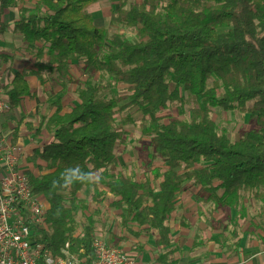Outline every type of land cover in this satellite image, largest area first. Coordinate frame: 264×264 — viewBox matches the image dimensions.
<instances>
[{
	"label": "trees",
	"instance_id": "16d2710c",
	"mask_svg": "<svg viewBox=\"0 0 264 264\" xmlns=\"http://www.w3.org/2000/svg\"><path fill=\"white\" fill-rule=\"evenodd\" d=\"M160 1L144 0L128 9L124 0L114 10L120 22L135 29L133 41L121 33L109 36L95 23L91 8L98 0L21 6L13 25L3 16L14 0H0V37L12 27L36 57L35 69L14 73L5 86L11 108L32 94L29 75L45 80L47 71L56 72L65 83L74 60L84 62L90 75L99 73L98 82L89 78L79 87L81 101L70 111L57 102L44 117L52 140L36 152L42 173H25L49 203L48 228L39 230L37 239L56 255L67 243L82 256L93 253L95 221L90 218L84 234L74 235L72 207L87 208L79 193L90 186L96 201L106 188L112 206L125 210L123 224L155 232L159 246L172 243L168 221L186 182L208 191L216 206H236L241 193L264 200V0H166L162 12ZM8 61L10 56L0 53V68ZM118 86L126 93H115ZM181 90L194 95L198 107L188 117L163 122L159 114L173 102L183 114ZM217 108L248 114L257 127L232 139L212 119ZM125 109L132 113L123 115ZM124 125L149 137L154 157L164 162L153 178L137 180L114 170ZM96 172L99 181L89 174Z\"/></svg>",
	"mask_w": 264,
	"mask_h": 264
},
{
	"label": "rangeland",
	"instance_id": "374dc122",
	"mask_svg": "<svg viewBox=\"0 0 264 264\" xmlns=\"http://www.w3.org/2000/svg\"><path fill=\"white\" fill-rule=\"evenodd\" d=\"M123 1L124 0H98V2L91 8L92 15L95 23L99 27L104 28L109 36L121 33L126 35L131 40L137 41L138 38L135 29H132L126 26V24L120 22L113 14L114 10L117 9ZM143 2L144 0H126L125 7L129 9L132 3L143 4ZM165 4L166 0H161L158 11L162 12ZM223 30L224 29H221L220 31ZM19 34L20 33L17 35ZM13 43L15 46L18 45L17 47H21L23 44L19 36L15 37V41ZM7 44L8 43L5 42L4 47H1L0 50H2V52L8 51V49H6ZM32 56L34 58L32 63L28 58L25 59V67H29L27 65H31L33 67L36 63L35 55L32 54ZM21 59L22 58L20 57V60ZM81 63L83 64L82 67ZM73 65H78L77 70L73 67ZM8 68H12L11 65H9ZM84 68V62H77L75 60L71 61L70 76L65 83H62V79L58 73H50L49 71L46 72V78H48L52 91L57 89L54 96L51 98L53 111L54 104L57 102H60V104L63 105V109L65 108L64 110H67L70 107L72 108L78 104L81 101L79 98V87L84 85L89 78H92L97 82L99 81V73L90 75V73L85 71ZM16 72L17 71H13V73ZM4 76H6V73H4ZM212 84L213 82L211 81L210 85ZM37 87L45 92V86L42 88L39 86ZM114 92L118 93V95L126 93V91L121 90V86L115 88ZM181 94L184 98L182 105L183 114H180V103L173 102L167 105V107L160 112L159 116L162 118L163 122H169L176 117H188L190 112L198 107L199 103L194 95L184 90H181ZM127 101L128 100L121 102L120 105L127 103ZM128 113H132V111L125 109L123 115ZM212 119L214 120L218 131L226 134L232 139H239L244 131L257 127L255 121H252L248 114H244L239 111H225L222 108H217L212 114ZM123 128L126 132L123 139L118 143L119 164L116 168H114V170L137 180H144L147 177L153 178L154 169L159 167L165 168L164 162L161 159L154 157L153 146L150 144L149 137L142 136L138 127L133 125H124ZM12 130L13 128L7 124L6 128H3L2 131H0V143L6 142L8 144L11 142V137L13 136ZM8 131H10V133ZM96 173L99 175L98 172ZM187 184L188 182L185 183V185ZM154 185L157 186L156 181H154ZM192 188L193 187L189 186L178 196L176 200V209L170 215V219L172 218L174 223H178V221H180V217L183 216L185 220L184 225H186V220H188L187 215L182 214V203L184 200L187 206H196L197 212H193V214L197 217L207 218L205 222H211L210 219L214 220V218L218 217V215L222 212H224L223 218L246 216L251 215V213L261 218L264 217V200L257 199L253 195L248 196L245 193H241L239 196V203L232 208H228L225 206H216V203L209 201L208 191L201 193L199 189L197 193L195 192L197 187H195V189L191 192ZM185 192L187 195L184 194ZM94 194L95 191L91 186L86 188L84 191L79 193V196L83 199H87V208L82 207L81 204L72 206L77 224V227L74 230V235H83L87 225L90 223L89 219L92 218L93 223L95 221L93 224L94 237H103L107 239L109 243L120 245L129 253L142 258L143 252L140 251L139 246H143V244L147 245L148 242H152L153 238L147 237V239H143V232H141L133 222H128L127 225H124L122 222V216L125 213V210L113 207L111 197L107 196L106 192H104L102 199L99 201L94 199ZM45 202L49 207V203L46 199ZM67 205L70 206V203H67ZM174 215L176 216L174 217ZM212 224L216 229V224L213 222ZM203 227L204 226L202 225V228ZM138 232H141L142 238L140 235H137ZM178 235L179 232H173V236L175 238Z\"/></svg>",
	"mask_w": 264,
	"mask_h": 264
},
{
	"label": "crops",
	"instance_id": "0c3cea01",
	"mask_svg": "<svg viewBox=\"0 0 264 264\" xmlns=\"http://www.w3.org/2000/svg\"><path fill=\"white\" fill-rule=\"evenodd\" d=\"M41 1L14 0L13 6L4 14L3 21L13 25L14 20L20 14L21 6L35 8ZM17 34L18 32H15L11 27V30L0 37V49L4 47L5 42L8 43L6 47L8 51L0 50V53L10 56V61L3 62L0 68V100L8 104L9 97L5 92V86L11 83L14 77L13 71L23 72L27 69H35V64L34 68L31 65L25 67V59L28 58L32 63L34 58L27 51L22 34ZM18 36L23 43L21 47H17L18 45L15 46L13 43L15 37ZM9 65L12 68H8ZM73 67L77 70L78 65H73ZM27 80L30 83L32 94L25 96L19 106L9 107L0 114V131L6 128L7 124L13 128V136L9 143L16 148L18 167L24 173L32 170L36 174H40L42 172L38 167L39 159L36 157V152L52 140V135L43 127L42 123L44 117L53 113L51 98L57 89L52 91L48 78L40 80L36 75H29ZM37 86L41 88L45 86V92ZM70 110L71 107L64 112ZM8 132L10 133V131ZM189 186L193 187L191 192L197 187L195 192L198 193L200 186H196L193 182H188L183 190ZM101 190L106 192L113 202V195L106 188L102 187ZM184 194L187 195L186 192ZM193 212H197L196 206H187L184 200L182 214L187 215L186 225H184L183 216L180 217L178 223H174V220L169 218L168 224L172 240L169 246H159L157 244L158 236L155 232L145 233L136 224L143 232V239L153 238L152 242H148L147 245L139 246L140 251L143 252L142 258L138 257L141 263L170 264V260H174L173 263L178 264H264V217L261 218L251 213L246 216L223 218L224 212H222L214 220L209 218L211 222H205L207 218L197 217ZM212 222L216 224V229ZM174 231L179 232L176 238L173 236Z\"/></svg>",
	"mask_w": 264,
	"mask_h": 264
},
{
	"label": "built area",
	"instance_id": "2783aa9c",
	"mask_svg": "<svg viewBox=\"0 0 264 264\" xmlns=\"http://www.w3.org/2000/svg\"><path fill=\"white\" fill-rule=\"evenodd\" d=\"M10 105L0 100V113ZM47 203L18 167L15 146L0 143V264H142L141 260L103 237L92 240V255L70 250L54 254L37 239L47 228ZM83 254L84 250L80 249ZM178 264V263H172ZM200 264V263H199Z\"/></svg>",
	"mask_w": 264,
	"mask_h": 264
},
{
	"label": "clouds",
	"instance_id": "9594fccd",
	"mask_svg": "<svg viewBox=\"0 0 264 264\" xmlns=\"http://www.w3.org/2000/svg\"><path fill=\"white\" fill-rule=\"evenodd\" d=\"M74 171H75V170H74ZM89 174H90V175H91V174H94L95 177H96L95 181H99L100 176H99L97 173H89Z\"/></svg>",
	"mask_w": 264,
	"mask_h": 264
}]
</instances>
